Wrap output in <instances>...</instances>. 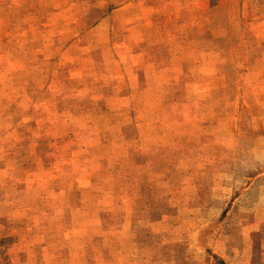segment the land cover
Masks as SVG:
<instances>
[{"label":"rangeland","instance_id":"obj_1","mask_svg":"<svg viewBox=\"0 0 264 264\" xmlns=\"http://www.w3.org/2000/svg\"><path fill=\"white\" fill-rule=\"evenodd\" d=\"M0 264H264V0H0Z\"/></svg>","mask_w":264,"mask_h":264}]
</instances>
